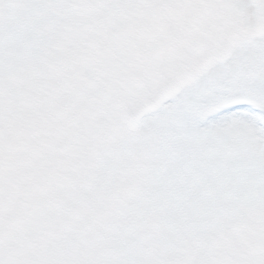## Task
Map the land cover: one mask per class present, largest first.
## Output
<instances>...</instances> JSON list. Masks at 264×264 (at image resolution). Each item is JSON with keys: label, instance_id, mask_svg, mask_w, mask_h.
<instances>
[{"label": "rangeland", "instance_id": "rangeland-1", "mask_svg": "<svg viewBox=\"0 0 264 264\" xmlns=\"http://www.w3.org/2000/svg\"><path fill=\"white\" fill-rule=\"evenodd\" d=\"M245 105L264 0H0V264H264Z\"/></svg>", "mask_w": 264, "mask_h": 264}, {"label": "bare ground", "instance_id": "bare-ground-1", "mask_svg": "<svg viewBox=\"0 0 264 264\" xmlns=\"http://www.w3.org/2000/svg\"><path fill=\"white\" fill-rule=\"evenodd\" d=\"M217 121H220L221 123H229L233 125L236 124L245 127L252 134L256 135L257 138H259L260 140L259 144L261 146V149L264 150V127L262 124H260V120L256 115L244 109H239L221 115L220 117H218ZM218 124L221 125L219 122ZM154 158L153 157L150 158L147 166V169L151 174H153V171L156 169L155 167L156 159ZM40 164H42L41 161ZM74 259H76V256H74Z\"/></svg>", "mask_w": 264, "mask_h": 264}, {"label": "water", "instance_id": "water-1", "mask_svg": "<svg viewBox=\"0 0 264 264\" xmlns=\"http://www.w3.org/2000/svg\"><path fill=\"white\" fill-rule=\"evenodd\" d=\"M21 0H7V9L9 12L13 13L17 7H18V4ZM116 190H115V187L113 189H110L107 193V197H108V200L110 202H114L115 201V197H116ZM121 193H123V190H121Z\"/></svg>", "mask_w": 264, "mask_h": 264}]
</instances>
